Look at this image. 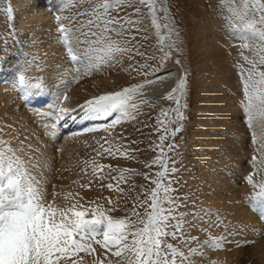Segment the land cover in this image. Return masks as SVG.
I'll use <instances>...</instances> for the list:
<instances>
[{
  "label": "snow or ice",
  "instance_id": "snow-or-ice-1",
  "mask_svg": "<svg viewBox=\"0 0 264 264\" xmlns=\"http://www.w3.org/2000/svg\"><path fill=\"white\" fill-rule=\"evenodd\" d=\"M30 8V0H25L23 11ZM198 8L197 0H173L172 4L167 0H65L59 5L60 10L69 9V15L54 17L55 42L62 46L69 62L76 65L74 69L58 73L64 90L51 93L42 77L26 75L33 66L43 71L41 64H35V57L27 56L19 64L11 86L23 101L46 94L51 96L48 110L37 114L50 121L42 127L44 134L53 140L72 124L83 125L72 135L107 133L94 139L95 147L88 145L94 155L83 160L84 167L80 169L89 177L87 182L73 183L82 189L98 183L101 192L105 189L115 192L117 199L114 202L111 196H101L81 203L85 197L80 192H65L63 204H57L61 193L54 185L49 201L46 182L31 171L38 166L32 163L34 158L25 159L20 155L24 142L13 148L9 141L0 139V264H192L190 255L202 253L204 246L223 249L226 237L211 235L203 244L190 247L198 242V237L184 231L183 224L187 221L185 214L178 213L174 195L177 189L173 186L177 183L174 177L178 169L169 155L179 147L175 137L187 119L189 75H194L180 59L185 55L184 37L189 27L186 23L189 18L182 13L195 12ZM218 8L217 17L225 21V32L239 41L233 46L238 49L240 60L233 67L238 69L243 97L240 103L251 143L257 145L256 151L264 153V0H218ZM8 13V18L14 19L11 7ZM150 32L156 41L152 52L142 50V41L149 40ZM8 34H19L15 24L9 27ZM4 43L7 47V40ZM173 57L177 67L169 69L167 64ZM56 67H60L59 62ZM103 68L135 72L144 80L123 86L115 82L112 86L93 83L86 98L74 107L68 106L67 85L92 77ZM73 71L76 74L70 79L61 78ZM172 71L180 74L170 90L160 97L172 102L171 106L160 107L153 127L158 139L150 148L157 154L150 160H139L140 150L131 146L142 141L128 140L123 132L116 136L115 128L136 122L145 106L156 108L159 102L149 100L144 89L147 85L162 83V77ZM170 139L172 142L166 144ZM121 158L139 163L146 170L101 162ZM257 158L253 155L251 161ZM136 176L147 181V185H136L133 180ZM245 180L250 189L244 197L245 205L264 223V180L255 181L252 173ZM132 192L134 196L130 195ZM122 200L126 214L112 215L119 211ZM202 211L205 216L214 214L210 209ZM250 230L254 238L236 244L237 247H246L264 238V229L252 227Z\"/></svg>",
  "mask_w": 264,
  "mask_h": 264
},
{
  "label": "rangeland",
  "instance_id": "rangeland-1",
  "mask_svg": "<svg viewBox=\"0 0 264 264\" xmlns=\"http://www.w3.org/2000/svg\"><path fill=\"white\" fill-rule=\"evenodd\" d=\"M64 2L65 0H30L31 9L34 8L33 10H37L38 12L34 16H30L29 14L23 11L24 7L22 6L19 7L18 5V4H25V0H0V49H3V51H0V57H3V59H0V70H4V72L6 71L9 77V80H7L8 82L7 81L0 82L1 85L6 86L2 90L7 91L11 94H13L12 91H14L15 94L19 96L17 90L12 88L11 81L15 77V73L18 70L19 64L23 63L24 58L26 56L29 59L35 57V64H41V66L43 67V71H38L35 68V66H33V68H31L26 73V75L31 77H42L47 85H50V83H52L53 84L52 88H54L53 91L54 93L58 91L57 90L58 89L57 84L59 82V78H57L58 73H61L63 69H68V68L74 69L76 67V65H73L69 62L62 46L59 43L55 42L56 23L54 17L58 14L69 15V9H63V10L59 9V5H61ZM167 2L169 4H172L173 0H167ZM197 2L199 4V8L195 12L190 13L185 11L182 13V15H185L189 18L188 20H186V23L189 24V27L187 29V34L184 37L185 55L180 59L182 60L185 67L191 68L192 72L194 73V75L193 74L189 75L188 104L190 97V81L193 78H196V76L203 77L204 75V72L202 71V69H200L198 64L192 63V58L190 56V53L192 51V48L190 46V41L196 42L195 40L198 39L202 40L203 37V42L205 44L210 43L209 45H211V47L214 44L216 45L217 43L214 42V39L211 36H208V33L206 31L209 28H213V30H216L215 31L216 33H219L220 36L225 38V41L221 46L222 48L219 47L221 50H223V52H225V54L222 52V54L225 57L222 56L221 60L224 64H227V66L230 67V70L233 75V79L231 82L233 81L235 82L236 98H233L231 100V103L233 104V107L237 112L236 119L241 126L239 128L238 135H236L234 139L242 140V143L238 144L240 146L238 148V151L243 152L244 157L242 159H238L236 157L233 160V162H237L238 164H240L246 173L244 174V177L241 178L238 182L234 183V185L240 186L242 188L240 191V195L243 196L242 201L243 203H245L244 200L245 194L248 193L250 190L248 184L246 183L245 177L248 174L252 173L253 179L255 181L264 180V162H262L264 161V153L256 151L257 145L251 143L250 130L246 126L245 113L243 112L242 104L240 103V101L243 100V97L241 95L240 83L237 76L238 69L233 67L235 62L240 60V57L238 55V49L233 46L234 44L239 43V41L227 35L224 29L225 21L217 17V12L219 11L218 0H197ZM9 7L13 9L14 19L12 20L8 18ZM173 12H175V9H173ZM64 23L67 24L68 21L65 20ZM13 24H15L16 32H18L19 34L14 36H9L8 29ZM192 24H195V27H192L191 26ZM5 40H7V47H5V43H4ZM205 40L208 42H206ZM155 43L156 41L150 32L149 40L142 41L143 44L142 50L149 52L154 51ZM211 47L209 46V48ZM216 47L218 46L216 45ZM207 52L208 50H205L203 52L200 51L201 56L203 55L202 56L203 59L207 55ZM53 53H56V55H53ZM197 55L199 54L197 53ZM202 57H198V59H202ZM137 59L140 58L138 57ZM174 59L175 57H173V60H170L167 65L169 64L175 65ZM57 62H59L60 64L59 68L56 67ZM141 62L143 61L141 60ZM125 64L127 66V62ZM47 65H51V67H48ZM175 67L177 66L175 65ZM4 74L6 75V73ZM75 74H76L75 71H73L71 73H68L67 76H63L61 78L70 79ZM132 75L134 79L131 80L132 82H130V84L140 83L144 80L143 76L138 75L135 72H133ZM77 84L78 83L68 84L66 90L73 89L74 86ZM60 85L63 87L62 89L59 90H64V85L62 84ZM160 97H157L158 99L157 98L152 99V97L151 99L148 98L153 102L158 101L159 106H157L156 108H151L152 111L151 113L145 112L139 115L138 126L135 127L133 126L134 129L137 128L140 129V131H138L137 138L134 140L142 141V142L131 146L133 148H138L140 151H142L143 149L142 153L140 151L137 153V158L139 160H150L152 157H154L157 154L156 152L152 151V149L150 148V144L156 142L158 139V134L153 131V127L155 126V118L160 110V107L167 108L171 106L172 103L170 101L161 100ZM44 100H46V97H40L39 100H37V102L42 103L45 102ZM24 103L26 104L25 101ZM38 104L39 103H37L36 106ZM39 112L40 111H38V113ZM185 115L188 118V109L186 110ZM186 120L184 121L183 130L175 137V143L179 147L174 149L173 152L169 153L172 160L176 162L175 167L178 169L174 177L177 183L173 186L177 189L174 195L177 197V204L179 205L178 213L185 214L184 220L187 221V223L183 224L184 231L185 233L191 236L198 237V242L191 244L190 247H197L198 244H203V242L206 239H208L209 235L213 237L224 236L227 238V240L229 239L228 244L230 243L232 244V242L230 241V234L228 236H226L225 234L236 230L233 229L227 231L226 229L227 226H229L230 215H225L217 211V208L219 206L211 201V199L213 198H210L206 190L207 177L205 174H209L210 177L213 179H216V177H220V178L222 177L223 179L226 180L225 178L226 176H224L223 171L220 168L217 167L210 168L207 165V162L209 160L211 161L212 158L211 156H213V151H207V146L205 142L201 140V136H194L191 132H187L188 130L186 129L187 128ZM39 122H41V124H39L38 122H36V124L35 122L33 123L37 129L38 127H40V129H42V132L44 134L45 129L42 127V125L44 123H49L50 121H48L46 118L43 120L41 119ZM145 124H147L148 126L145 127ZM79 131L80 129H75V130L66 129L63 130V134L56 140H53L49 136L47 138V135L46 138L51 141L48 142L49 145L52 144V147L55 145L54 147L55 152L58 153L60 152L61 149L60 144L63 143L65 144L64 142L65 140L69 142V139H71V137H73L71 140H75L77 135H72V133ZM3 132L4 129L0 131V139L3 138V140L7 141L8 136L4 135ZM83 135L84 134H80L78 136H83ZM125 135L127 136V134ZM127 138L128 140H133L129 138V136H127ZM171 142H172L171 139L165 141L166 144ZM11 145L13 148L16 147L12 143ZM20 155L24 156L21 153ZM253 155H256L258 157L257 158L258 162L255 165V167L250 166V163L252 162L251 157ZM52 158L55 159V157ZM101 162L104 164H113V165L119 164L121 167L126 166L130 168L139 169L140 171L146 170L143 168V165L139 163H136L135 165H127V164L125 165L119 159H117L116 161L112 159L102 160ZM51 163H52L51 161L50 162L47 161V163L46 161L45 162L43 161L38 165H40L41 168H44L46 165L44 170L45 173L47 174L49 169H47L46 171V168L47 167L50 168L52 165ZM155 170L156 169L154 168L153 171ZM133 180L136 185H140V184L147 185V181H145L140 176L133 177ZM231 180L233 181L234 178H231ZM95 185L97 191L93 192V194L94 193L95 194L93 195V198H90L89 200H93L101 196H111L113 201L114 202L116 201L117 193L109 192L106 189L103 192H101L99 188V184L95 183ZM122 186L127 188L129 185H122ZM219 189L220 188L218 186V190ZM137 191H139L138 188ZM210 191L216 193L215 190L214 191L210 190ZM218 193L219 192L217 191V194ZM130 195L134 196L135 192L130 193ZM101 203H103V201H101ZM105 206L108 207V205ZM118 207H119V211L113 212L111 214L114 216L125 215L126 214L125 202L123 200L120 202ZM128 207L129 208L131 207L130 202L128 203ZM209 209L212 210L214 214L205 216L202 210H209ZM247 212L252 213L253 217L256 220L260 221L258 216L249 207L244 210V214ZM193 213H195L196 215H192ZM197 217H199V219ZM209 221H212V223H209ZM193 223L195 224V227H192ZM240 226L241 225H239V227ZM169 242L173 244L178 243V241L176 240H170ZM229 250H233V248H231L226 243L224 244V247L221 250L211 249L208 246H204L202 253L190 255V260L192 261V264H210L211 261H215L216 264H240L233 261L231 258L227 257V254H223V255L218 254V252L224 253L225 251H229ZM98 251H100L99 248ZM251 260L254 262L253 259Z\"/></svg>",
  "mask_w": 264,
  "mask_h": 264
},
{
  "label": "bare ground",
  "instance_id": "bare-ground-1",
  "mask_svg": "<svg viewBox=\"0 0 264 264\" xmlns=\"http://www.w3.org/2000/svg\"><path fill=\"white\" fill-rule=\"evenodd\" d=\"M18 5L19 7H25V4ZM33 9L30 8L28 11L24 12L30 16H34L38 12ZM206 31L208 36H211L214 39V42L217 43L216 45L218 47H216L215 44H212V47L209 45L210 43L205 44L203 42V37L202 40L197 38L198 40H195L196 42L190 41V46L192 48L190 53L192 63L198 64L200 69L204 72V75L203 77L196 76V78H193L190 81V97L186 129L188 130L187 132H191L194 136H201V140H203L207 146V151H213L211 161L209 160L207 165L210 168H220L223 171L224 176H226V180L222 177H216V179H218L216 180L211 178L209 174H205L207 177L206 190L210 198H213L211 201L219 206H215L219 208H217V211L225 215H230L229 226L226 228L227 231L236 229L233 232L225 233L226 236L230 234V241L232 244H228L229 239L227 240V238L226 244L233 248V250L225 251L224 253L218 252V254H227V257L240 264H264V238L257 239L255 244L246 247L236 246V244L241 243L246 239L251 240L254 238L253 233L250 230L252 227L264 229V224L261 221L256 220L252 213L247 212L244 214V210L248 207L243 203V196L240 195L242 188L234 185V183L243 178L246 173L240 164L233 162L236 157L238 159L244 157V153L238 151V148L240 147L238 144H241L242 140L234 139L236 135H238L241 126L236 119L237 112L231 103V100L236 98L235 82H231L233 75L230 67L227 66V64H224L221 60V57L225 56L222 54L223 50L219 47L222 46L225 38L220 36L219 33H216V30H213V28H209ZM209 46L211 48H209ZM205 50H208V52L203 59V55L201 56L200 51L203 52ZM197 53L199 55H197ZM223 53L225 54V52ZM198 57H202V59H198ZM124 67H127L126 64ZM167 67L169 69L176 68L173 64H169ZM209 68L211 69L210 72L207 71ZM4 73H6V75ZM179 74V71H172L170 75L162 77V83L157 82L153 85H147L144 89L148 94L147 98L151 99L152 97V99H154L160 97L165 91L169 90L174 85ZM133 79L134 77L132 73L121 72L118 68H103L94 76L79 82L73 89L67 90L70 97L68 106L74 107L76 103L81 102L82 99L86 98V96L92 91L90 85L93 83L104 82L107 85L112 86L113 82H115L116 85L123 86L130 84ZM7 80H9L7 72L0 70V82H5ZM4 87L6 86L0 84V128H2V130L4 129L3 134L8 136L7 141L16 146L15 148L20 146V141L24 142L23 151L20 152L24 155L22 157H33L34 159L32 160V163L37 165L43 161H46V163L47 161L52 162L51 167L46 168V171L49 169L47 174L44 170L46 167L45 164L44 168H41V166L38 165L31 169L38 179L46 182L44 186L49 193L47 199L51 201V192L54 185L56 191L61 193V195L57 197V204H63V193L65 192H80V194L85 197V201H81V203H85L90 198H93V195L95 194H93V192L97 191L95 183L92 184L90 189H82L79 187L78 183H73V181L78 180L80 183L87 182L89 177L84 176L80 172V169L84 167L83 160L89 159L94 155L92 152V147H95L94 139L106 136L107 133H84L83 136L77 135L76 139L74 138L75 140H71L73 137H71V139L67 138L69 139V142L65 140V144H60V152L56 153L54 148L55 145L53 147L52 144L49 145L48 142L50 140L47 139L48 136L46 138L42 129H40V127L37 129L33 123L35 122L36 124V122H38L41 124L39 121L41 119H46V117H42L37 113L38 111L45 112L48 110L47 106L51 103V96L46 94L39 97H33L31 99L32 101H25V104L22 99L18 98L14 91H12L13 94H11L2 90ZM48 87L52 90L51 93H54V88H52L53 84L50 83ZM57 87V90H59L62 89L63 86L58 82ZM85 89H87V91ZM40 97H46V100H44L45 102H37ZM37 103L39 104L36 106ZM145 112L151 113V108L145 106L142 109V113ZM138 124L139 119L136 122H128L117 126L114 135L118 136L123 132L124 134H127L129 138L134 140L138 136V131H136L133 126H138ZM82 127L83 125L80 124H72L69 129L75 130L81 129ZM29 144L32 146L31 148L28 147ZM88 145H91L92 147H89ZM142 151L140 152L142 153ZM52 157H55V159ZM119 160L125 165L136 164V162L131 160H124L122 158ZM257 162V160L251 162L250 166L254 167L253 165H256ZM90 171L89 168V173ZM231 178H234V180L232 181ZM218 186L220 188L219 190ZM210 190H215L216 193L211 192ZM217 191L219 192L218 194ZM239 225L241 226L239 227ZM251 259H253L254 262Z\"/></svg>",
  "mask_w": 264,
  "mask_h": 264
}]
</instances>
